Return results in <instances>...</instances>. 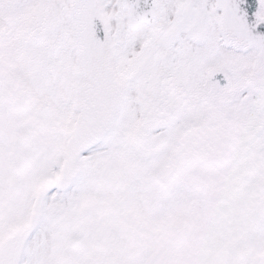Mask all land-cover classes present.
I'll use <instances>...</instances> for the list:
<instances>
[{
	"label": "snow or ice",
	"instance_id": "6c2138e0",
	"mask_svg": "<svg viewBox=\"0 0 264 264\" xmlns=\"http://www.w3.org/2000/svg\"><path fill=\"white\" fill-rule=\"evenodd\" d=\"M0 264H264V0H0Z\"/></svg>",
	"mask_w": 264,
	"mask_h": 264
}]
</instances>
